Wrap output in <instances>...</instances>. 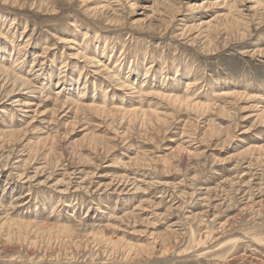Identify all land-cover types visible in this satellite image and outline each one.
Segmentation results:
<instances>
[{"label": "rangeland", "instance_id": "obj_1", "mask_svg": "<svg viewBox=\"0 0 264 264\" xmlns=\"http://www.w3.org/2000/svg\"><path fill=\"white\" fill-rule=\"evenodd\" d=\"M0 264H264V0H0Z\"/></svg>", "mask_w": 264, "mask_h": 264}, {"label": "bare ground", "instance_id": "obj_2", "mask_svg": "<svg viewBox=\"0 0 264 264\" xmlns=\"http://www.w3.org/2000/svg\"><path fill=\"white\" fill-rule=\"evenodd\" d=\"M87 60H89V58H87ZM89 61H91V60H89ZM92 63V62H91ZM98 64V63H97ZM106 69H107V67H106ZM113 76L114 75H110V78H112L113 79ZM114 81V80H113ZM126 84V81H123V82H121V85H125ZM142 88V87H141Z\"/></svg>", "mask_w": 264, "mask_h": 264}]
</instances>
